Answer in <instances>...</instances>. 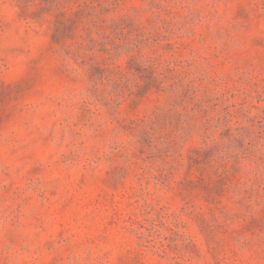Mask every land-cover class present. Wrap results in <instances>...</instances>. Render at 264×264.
<instances>
[{"label":"rangeland","instance_id":"rangeland-1","mask_svg":"<svg viewBox=\"0 0 264 264\" xmlns=\"http://www.w3.org/2000/svg\"><path fill=\"white\" fill-rule=\"evenodd\" d=\"M0 264H264V0H0Z\"/></svg>","mask_w":264,"mask_h":264}]
</instances>
